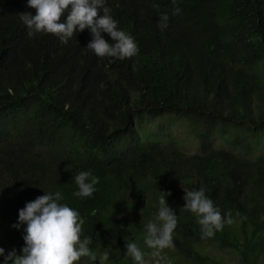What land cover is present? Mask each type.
<instances>
[{
  "label": "trees",
  "instance_id": "obj_1",
  "mask_svg": "<svg viewBox=\"0 0 264 264\" xmlns=\"http://www.w3.org/2000/svg\"><path fill=\"white\" fill-rule=\"evenodd\" d=\"M104 6L134 39L136 56L97 57L87 28L67 44L51 33L30 37L20 19L35 15L28 0H0V247L21 255L26 225L13 227L19 210L60 192L59 203L84 220L81 239L91 238L97 256L77 264H136L127 242L155 264L146 225L161 223L165 196L177 227L160 264H222L217 247L242 264H264V0ZM162 14L169 17L163 31ZM145 117L185 121L199 150H182L170 126L152 131ZM89 170L97 190L73 195L75 176ZM201 187L225 220L211 238H202L199 217L184 207L186 192Z\"/></svg>",
  "mask_w": 264,
  "mask_h": 264
},
{
  "label": "clouds",
  "instance_id": "obj_2",
  "mask_svg": "<svg viewBox=\"0 0 264 264\" xmlns=\"http://www.w3.org/2000/svg\"><path fill=\"white\" fill-rule=\"evenodd\" d=\"M28 5L35 9V15L22 13L20 19L26 25L30 37L42 32L51 33L57 36L61 43L67 44L77 31L83 32L87 28L92 34L87 48L97 57L124 59L138 54L134 39L118 30V22L109 15V9L104 6L105 0H28ZM153 7L158 8V5L154 3ZM101 10L103 15L98 17ZM180 12L181 9L176 7L173 15ZM65 13L66 20L61 22ZM168 20L167 14L161 15L157 25L161 31L168 27ZM102 32L108 33L115 43H109L102 38ZM98 182V178L90 170L80 172L75 176L79 191L73 195L92 197L97 190L94 186ZM166 194L171 195L170 192ZM61 199L60 192H56L54 196L46 193L26 203L25 207L19 210V222L13 227L19 229L21 224L26 225V234L23 236L25 246L21 249V255H17L15 249L5 255V249L0 247L3 264H77L82 257H89L93 261L97 259L89 249L91 238L81 239L84 220L76 210L59 203ZM184 200V207L199 217L202 238H211L216 231L223 229L225 220L213 201L205 195L203 187L199 191L186 192ZM159 205L157 220L161 223L157 225L149 222L144 239L146 246L153 250L149 255L155 260V264H160L164 249L174 246L172 234L177 227V216L167 204L165 196L159 198ZM227 223H232L231 218L227 219ZM125 247L127 254L136 264H148L145 253L136 243L127 242ZM107 259L106 251L101 260Z\"/></svg>",
  "mask_w": 264,
  "mask_h": 264
},
{
  "label": "rangeland",
  "instance_id": "obj_3",
  "mask_svg": "<svg viewBox=\"0 0 264 264\" xmlns=\"http://www.w3.org/2000/svg\"><path fill=\"white\" fill-rule=\"evenodd\" d=\"M146 125L153 131L158 128L165 129L168 126L175 137L181 140L184 144L181 146L182 150L192 153L199 150V146L193 136L188 132L186 122L178 118L161 117L150 119L145 117ZM218 145V144H217ZM216 257L222 264H242L239 255L227 248L217 247ZM178 264H194L188 262H180Z\"/></svg>",
  "mask_w": 264,
  "mask_h": 264
}]
</instances>
